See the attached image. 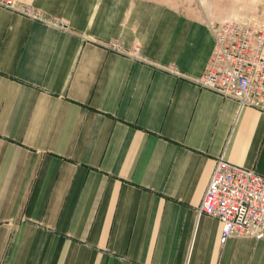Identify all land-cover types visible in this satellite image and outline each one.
I'll return each mask as SVG.
<instances>
[{"label": "crops", "instance_id": "1", "mask_svg": "<svg viewBox=\"0 0 264 264\" xmlns=\"http://www.w3.org/2000/svg\"><path fill=\"white\" fill-rule=\"evenodd\" d=\"M12 1L46 20L0 6V264H264V237L197 215L219 157L264 176V111L196 82L214 22Z\"/></svg>", "mask_w": 264, "mask_h": 264}, {"label": "built area", "instance_id": "2", "mask_svg": "<svg viewBox=\"0 0 264 264\" xmlns=\"http://www.w3.org/2000/svg\"><path fill=\"white\" fill-rule=\"evenodd\" d=\"M0 6L46 20L32 7H17L12 0H0ZM52 23L64 26L58 20ZM212 33L214 50L197 84L237 100L239 107L264 111V28L223 21L213 24ZM109 46L118 50L119 45L110 41ZM201 214L221 222V244L232 236L264 237V176L219 157L197 207V215Z\"/></svg>", "mask_w": 264, "mask_h": 264}, {"label": "rangeland", "instance_id": "3", "mask_svg": "<svg viewBox=\"0 0 264 264\" xmlns=\"http://www.w3.org/2000/svg\"><path fill=\"white\" fill-rule=\"evenodd\" d=\"M180 10L217 23L246 22L264 28V0H167Z\"/></svg>", "mask_w": 264, "mask_h": 264}]
</instances>
